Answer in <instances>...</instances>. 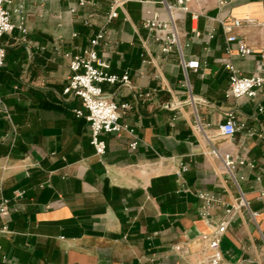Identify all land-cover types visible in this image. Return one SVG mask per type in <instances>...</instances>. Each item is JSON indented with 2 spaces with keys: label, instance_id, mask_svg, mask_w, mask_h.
Returning <instances> with one entry per match:
<instances>
[{
  "label": "crops",
  "instance_id": "0c3cea01",
  "mask_svg": "<svg viewBox=\"0 0 264 264\" xmlns=\"http://www.w3.org/2000/svg\"><path fill=\"white\" fill-rule=\"evenodd\" d=\"M112 3L13 0L7 6L14 23L19 22L14 9L23 6L27 33L15 29L1 38L6 60L0 95L8 113L0 109V199L16 190L26 194L0 215V229L8 227L0 232V264H196L207 254L201 235L211 234L226 217L240 190L259 217L254 221L246 209L236 214L222 239V264H264V96L226 97L229 58L217 20L262 21V5L242 1L222 10L214 0L196 5L200 30H216L208 53L193 38L190 15L177 13L184 53L202 63L186 76L178 55L163 53L141 25L149 9L166 18L163 5L125 0L108 23ZM103 29L100 57L110 73H129L131 79L130 86L103 89L114 102L132 105L120 121L134 127L140 141L133 150L129 134L104 133L107 149L100 156L91 145L89 123L75 114L81 100L63 90L71 75L65 55L82 53ZM237 33L255 52L234 58L236 67L245 76L264 72V27ZM140 93L151 96L138 98ZM231 112L245 124L234 138L219 130ZM213 149L246 160L237 162L239 185ZM201 192L221 199L207 219L200 215ZM181 243L190 247L188 259L173 249Z\"/></svg>",
  "mask_w": 264,
  "mask_h": 264
},
{
  "label": "built area",
  "instance_id": "2783aa9c",
  "mask_svg": "<svg viewBox=\"0 0 264 264\" xmlns=\"http://www.w3.org/2000/svg\"><path fill=\"white\" fill-rule=\"evenodd\" d=\"M98 0H79V5H95ZM145 5L160 3L164 7L166 18H162L161 14L156 11L147 10V16L142 20L141 25L146 29L150 36L153 37L161 46V50L165 54L176 53L179 57V64L185 75L188 76L189 71L197 72L202 68L201 61L192 56L187 58L183 45L180 40V32L177 24V13L181 12L190 15L192 26L191 33L194 39H200L203 42L204 50L210 52V44L216 38V30L210 28L207 33L199 28V20L201 12L194 9L196 5L203 7L209 0H176L172 3L168 0H135ZM216 7L220 10L238 2H259L262 5V21L256 18L240 19L232 17L230 21L222 17L217 20L221 23L226 40V53L228 60L225 62V67L229 72L230 84L226 92L227 98H248L256 99L259 96H264V72H257L251 76H245L233 62L234 58L245 59L251 56L253 49L238 33L237 30L242 27H264V0H214ZM125 0H113L110 12L107 16L108 23L119 16V8L122 7ZM13 3V0H0V70L5 66L6 48L1 42V38L12 33L15 29L21 33H27L26 17L23 6L19 5L14 9V14L19 18L18 23L12 20V12L7 8ZM70 13L77 14L76 8H71ZM106 30L99 31L90 40V45L83 50L82 53L72 55L67 53L65 56L69 59V68L71 75L68 77V83L63 90L64 96L77 97L81 100V109H76L75 114L78 118H85L90 125L91 130V145L94 147L97 155L103 156L106 153L107 145L101 139L104 133H116L120 135L125 132L130 135L132 141L130 147L135 150L139 145V137L136 129L129 124L121 123L123 114L132 109L130 103L118 104L114 102L110 95L104 89V84L130 86L131 79L129 73L122 76L109 72L110 64L100 57L97 47L102 45L106 40ZM76 36V34L74 35ZM107 45V44H106ZM264 60V52L261 53ZM150 93H140L138 98H149ZM0 109L8 113L7 107L4 104L3 98L0 95ZM262 110V109H260ZM197 131L202 132L203 128L198 121L195 124ZM245 128V124L241 123L234 113H228L227 119L219 127L222 135L234 138L236 133ZM212 155L222 158L227 172L231 175L234 181L238 184L236 177L237 162L244 165L246 160L239 159L238 161L229 153L221 155L216 149H213ZM183 171L187 170L183 166ZM26 192L24 190L14 191L11 197H2L0 199V215L7 214L13 207L19 204ZM202 200L200 215L207 219L212 215L214 207L221 202V199L209 192H201L198 194ZM260 197L264 198V188L260 191ZM242 209L250 212L254 221L259 217L258 212H253L250 208V202L246 195L240 190V198L237 204L232 205L226 210V217L213 228L211 234L201 235L203 240L207 241V254L198 260L196 264H222L223 254L221 251V243L223 237L229 230L231 223L236 214ZM0 232H8V227L4 226ZM174 251L182 258L188 259L192 252L188 243H181L174 246ZM4 261L6 257H3Z\"/></svg>",
  "mask_w": 264,
  "mask_h": 264
}]
</instances>
